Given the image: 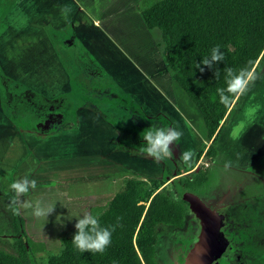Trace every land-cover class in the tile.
Here are the masks:
<instances>
[{
    "label": "rangeland",
    "instance_id": "rangeland-1",
    "mask_svg": "<svg viewBox=\"0 0 264 264\" xmlns=\"http://www.w3.org/2000/svg\"><path fill=\"white\" fill-rule=\"evenodd\" d=\"M29 1L34 8H23L27 22L20 29L25 37L7 39L4 62L9 93L15 91L17 98L11 103L15 111H4L7 119L0 115V250L19 255L7 205L14 180L36 183L16 203L25 221L31 263L48 264L75 230V216L83 211L99 216L128 180L168 181L169 167L185 175L200 170L208 177L193 194L212 212L215 205L228 203L230 216L251 225L241 233L243 252L253 264H264V57L257 65L259 73L238 94L217 142L218 157L212 160L205 156L210 142L203 117L166 66L161 33L149 31L141 18L142 10L161 0H57L59 11L72 6L67 19L52 6L43 8L42 1ZM38 16L45 17L44 24ZM11 33L21 38L16 29ZM68 41L70 46L63 47ZM53 46L64 63L58 69L52 67L57 60ZM42 56L48 65L43 71ZM18 84L21 91L14 89ZM26 88L43 106L55 108L57 128L44 127L39 141L25 133L20 120L26 110L20 92ZM46 113L36 117L27 112V127L44 124ZM150 126L182 132L169 145L173 161H157L144 151L143 131ZM121 130L136 133L140 146L121 141ZM186 151L192 152L187 164L182 160ZM171 182L164 192L177 201ZM37 203L49 204L50 214L34 217ZM182 205L183 229H159V264H175L170 247L182 260L195 241L198 223Z\"/></svg>",
    "mask_w": 264,
    "mask_h": 264
},
{
    "label": "trees",
    "instance_id": "trees-1",
    "mask_svg": "<svg viewBox=\"0 0 264 264\" xmlns=\"http://www.w3.org/2000/svg\"><path fill=\"white\" fill-rule=\"evenodd\" d=\"M140 14L149 31L161 33L165 64L201 113L210 142L205 156L215 160L219 136L240 93L225 92L227 98L221 101L219 91L226 88L227 70L235 73L244 69L246 79L260 71L257 65L264 57V0H161ZM217 46V54H223L224 59L211 61L210 51ZM205 57L211 67L201 62ZM135 136L121 130L120 140L132 147L140 146ZM168 159L172 161L170 156ZM166 170L168 181L128 180L124 190L98 216L102 226L114 227L111 243L103 253L75 249L71 242L75 229L64 238L60 252L49 257L48 264H159V229H183L182 204L189 209L184 196L208 182L200 170L187 175L169 167ZM171 180L177 201L164 192ZM14 199L16 195L11 191L7 205L12 212L19 255L0 250V264H32L25 221L17 203H12Z\"/></svg>",
    "mask_w": 264,
    "mask_h": 264
},
{
    "label": "flooded vegetation",
    "instance_id": "flooded-vegetation-1",
    "mask_svg": "<svg viewBox=\"0 0 264 264\" xmlns=\"http://www.w3.org/2000/svg\"><path fill=\"white\" fill-rule=\"evenodd\" d=\"M39 1H42L41 5L43 8L47 5L52 6L55 14L62 13V15L66 19L69 18L68 16L70 12H72L71 11L72 6L71 7L68 6L59 11L56 7L57 0H39ZM30 5L31 3L29 0H0V94H1L0 103H2V106H1L2 111L0 115L3 117V119H7L6 118L7 115L4 111H10L11 113L15 111V108L12 107L11 103L12 101L14 102L15 99L17 98V96L15 95L16 93L15 91L9 93V89H10L9 79L10 78L8 77V74L6 73L7 71H6V67L4 64V62L7 59V55H8V53H6L7 39L10 40L11 38H14V39L21 41L25 37V36L23 37L24 35L23 33H20V29H22L23 27L22 25L24 24V22H27V15L24 13L23 8L28 9L29 7H32ZM33 8L34 7H32L31 9ZM37 18L40 19V21L44 24L45 22L44 16H38ZM53 19L58 20V18H53ZM13 28L19 32V35L21 36V38H18L17 34L11 33ZM45 38H47L50 42H53V43L55 41L53 40V36L50 35L49 33H45ZM62 46L68 48L70 46V42L68 41ZM55 48L56 47L53 46V50L55 52V55L57 56V60L53 56V58L55 59V62L52 64V67L54 69H58V66L64 63L61 59V55L59 51L56 50ZM39 59H40L39 68L43 71L44 70L43 68L45 67V65L46 66L48 65L44 63L43 56L42 58L40 57ZM20 84L24 85L23 82ZM19 87L20 86L18 84L16 85L14 89H18ZM19 91H21L20 88H19ZM20 93H22L20 98H21V101H24L25 103L24 107L26 109L23 113L19 114L20 116L23 115L22 117H20L21 123L23 124L25 133L27 135L29 134L30 136L37 138L36 140L39 141L38 140L39 137L44 136V133H43L44 127H48L49 125L50 126L52 125V128H57L53 120L55 117V114H53L55 113V110H54L55 108L51 105V106H46L47 108L44 109L45 106H43V102H41V99L36 100L32 98L33 96H30V91L28 89ZM2 94L4 96L5 109L3 106ZM8 104L10 105L8 106ZM36 108L37 110H41L40 113L35 112ZM44 110H47V113H46L47 115H46V118L44 119V124H41L39 127L38 126L27 127L26 122H25L27 118L25 114L27 112H33L36 115V117H40L43 114ZM38 132L40 133V135L38 134ZM215 206L217 208H216V211L213 213L219 217L217 240L221 247V252L218 255V257L213 259V261L210 264H253L252 259L244 255L243 248L245 246V241L242 239V235H241V233L243 232L245 233L248 230H250L251 225L246 223L245 220L237 221V218L235 216H230L228 212V207H229L228 203L224 202L223 204H218ZM189 210H190V207H189ZM192 215L195 217L198 223L195 241L193 242L191 247L187 250V252L183 255L182 260L179 257L176 258L174 256L173 248L170 247L171 248V258L173 259V262L175 264L176 263L177 264H187L186 258L188 257V254L191 251L192 246H194L198 242L199 237L201 235V222L197 219V217L193 213ZM176 230H181V229H176ZM179 260H181V262H179ZM194 264H205V263L203 262V260H201V262L200 260H198Z\"/></svg>",
    "mask_w": 264,
    "mask_h": 264
},
{
    "label": "clouds",
    "instance_id": "clouds-1",
    "mask_svg": "<svg viewBox=\"0 0 264 264\" xmlns=\"http://www.w3.org/2000/svg\"><path fill=\"white\" fill-rule=\"evenodd\" d=\"M219 47H213L210 51L211 61H220L224 59L223 54H217ZM203 64L211 67L210 61L205 57L201 61ZM226 88L219 91L221 101L226 99L225 92L235 93L246 90L248 79H246V71L241 69L239 72H233L231 69L227 70L225 76ZM182 136V132L172 127H148L143 131L144 151L157 161H161L171 155L169 145L173 141H178ZM192 158V152L186 151L182 154V160L187 164ZM36 183L34 180L28 178H21L14 180L10 185V190L19 197L22 194L29 193L30 189H34ZM13 204L16 203L14 199ZM52 208L49 204L37 203L32 208V215L34 217H44L50 214ZM76 229L72 237V245L79 252L103 253L105 248L111 243L112 232L114 227H104L99 222L97 214L89 211H83L81 214L75 216ZM61 223V220H57Z\"/></svg>",
    "mask_w": 264,
    "mask_h": 264
},
{
    "label": "water",
    "instance_id": "water-1",
    "mask_svg": "<svg viewBox=\"0 0 264 264\" xmlns=\"http://www.w3.org/2000/svg\"><path fill=\"white\" fill-rule=\"evenodd\" d=\"M184 199L189 205L190 211L201 222V235L198 243L187 257V264H194L198 260L200 262L203 260L205 264H210L221 252V247L217 240L219 217L198 196L186 194Z\"/></svg>",
    "mask_w": 264,
    "mask_h": 264
},
{
    "label": "crops",
    "instance_id": "crops-1",
    "mask_svg": "<svg viewBox=\"0 0 264 264\" xmlns=\"http://www.w3.org/2000/svg\"><path fill=\"white\" fill-rule=\"evenodd\" d=\"M139 132V131H138ZM35 138V137H34ZM37 139V138H36Z\"/></svg>",
    "mask_w": 264,
    "mask_h": 264
}]
</instances>
